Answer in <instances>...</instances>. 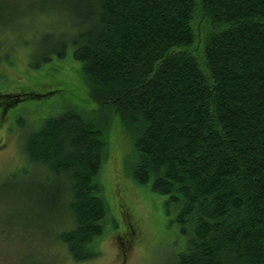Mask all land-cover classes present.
Segmentation results:
<instances>
[{
    "label": "trees",
    "instance_id": "trees-1",
    "mask_svg": "<svg viewBox=\"0 0 264 264\" xmlns=\"http://www.w3.org/2000/svg\"><path fill=\"white\" fill-rule=\"evenodd\" d=\"M64 2L77 31L49 50L73 49L90 98L131 135L133 180L166 198L185 239L175 264H264V0ZM106 147L103 125L75 109L25 141L78 263L99 255L105 232Z\"/></svg>",
    "mask_w": 264,
    "mask_h": 264
},
{
    "label": "rangeland",
    "instance_id": "rangeland-1",
    "mask_svg": "<svg viewBox=\"0 0 264 264\" xmlns=\"http://www.w3.org/2000/svg\"><path fill=\"white\" fill-rule=\"evenodd\" d=\"M64 1L0 0V264H175L185 239L166 198L133 180L131 135L90 98L73 49L61 59L49 50L77 31ZM68 109L100 122L107 142L98 178L108 203L105 232L95 243L99 255L81 263L58 237L69 225L64 206L41 199L49 177L25 154L27 135Z\"/></svg>",
    "mask_w": 264,
    "mask_h": 264
}]
</instances>
